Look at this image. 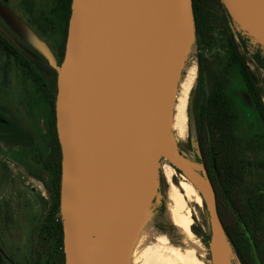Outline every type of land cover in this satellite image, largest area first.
Returning <instances> with one entry per match:
<instances>
[{"label": "water", "instance_id": "95a60500", "mask_svg": "<svg viewBox=\"0 0 264 264\" xmlns=\"http://www.w3.org/2000/svg\"><path fill=\"white\" fill-rule=\"evenodd\" d=\"M177 1L72 0L55 104L65 264H129L157 182L161 144L206 198L212 263L223 243L231 245L207 170L196 171L166 138L183 50L174 25ZM222 2L264 38V0ZM187 14L195 23L192 0H184L179 21ZM0 17L56 68L52 48L6 1Z\"/></svg>", "mask_w": 264, "mask_h": 264}, {"label": "rangeland", "instance_id": "374dc122", "mask_svg": "<svg viewBox=\"0 0 264 264\" xmlns=\"http://www.w3.org/2000/svg\"><path fill=\"white\" fill-rule=\"evenodd\" d=\"M3 1L8 2L21 17L42 33L57 55L58 63L55 69L58 72L63 62V59H59L58 52L64 41L66 45L67 35L65 39L63 26L41 21L44 13L49 10L51 1L36 0L35 5L30 6L29 9L22 6L21 0ZM212 11L214 15V40L209 49L202 51L205 69L209 68L210 65L214 69H222L228 58V38L234 36L236 41L242 45L240 51L248 58V64L259 78V87L264 93V70L258 68L251 60L253 53L257 51L264 57V43L236 19L238 26H235L230 21L228 17L230 13L223 2L222 4H214ZM0 33L27 61L42 58L17 36L1 17ZM181 60L180 75L183 79L191 81V88L186 97V139L178 150L185 156L189 164L200 173L203 165L200 159L193 117L194 99L199 90L200 78L199 48L195 23H193V33L186 55ZM232 85H241L238 77L233 78ZM242 98L239 101L240 121L237 133L243 140L252 139L262 133V122L258 118L250 98L245 93L242 94ZM0 111L11 120L13 127L10 128H13V131L19 129L18 127L14 128L16 124L20 127V131H27L34 137H36L35 134H44L47 131L49 107L39 98L33 81L25 75L24 70L14 57L5 55L1 48ZM4 120L5 118H3ZM31 146L26 148L22 144H16L0 137V264H36L38 261L35 253L38 233L47 215L50 196L45 184L31 174V170L34 168L30 157ZM245 157L254 165H258L264 159V153H249ZM166 159L173 167L167 156ZM173 168L175 173L170 183L162 176L159 168L157 182L146 210L147 240L151 247L149 255L151 256L158 247H184L183 240L187 236L185 231L172 224L169 218V213L176 206L168 198L173 184L185 194V204L180 213L192 219L190 229L206 250V257L210 260L212 226L206 198L184 174L179 173L175 167ZM184 177H186L187 182L193 185L195 190L188 195L184 189L180 188V184L185 181ZM253 179V184L264 189V172L262 170H257ZM153 234L166 239L168 242L161 243ZM42 263L45 264V261L43 260ZM238 263L240 264L239 260ZM50 264L63 263L56 257Z\"/></svg>", "mask_w": 264, "mask_h": 264}, {"label": "trees", "instance_id": "16d2710c", "mask_svg": "<svg viewBox=\"0 0 264 264\" xmlns=\"http://www.w3.org/2000/svg\"><path fill=\"white\" fill-rule=\"evenodd\" d=\"M192 2L200 65L199 90L194 99L193 117L200 159L215 188L225 234L240 264H264V189L253 184L255 172H264V159L254 165L245 157L249 153H264V93L259 87V78L248 64V58L240 51L242 45L234 36L228 38V58L222 69H214L211 65L205 69L202 51L209 49L214 40L213 5L222 2ZM71 3L72 0H69L67 22L64 25L65 39ZM228 17L238 26L231 14ZM65 47L64 41L58 52L59 59L64 58ZM0 48L5 55L14 57L25 75L31 78L36 93L50 110L44 134H35L34 137L27 131H20L16 124L14 128L19 129L0 131V137L26 148L32 145L30 157L34 168L31 174L45 184L50 196L47 215L38 233L36 264H43V260L45 264H50L56 257L65 264L64 232L60 216L62 152L55 115L58 72L42 58L27 61L1 33ZM251 60L264 70V57L260 52L253 53ZM234 77L239 78L240 86L232 85ZM243 93L250 98L263 127L261 134L246 140L237 133L239 101L243 99ZM9 120V124L4 126L13 127ZM192 229L195 231L194 227Z\"/></svg>", "mask_w": 264, "mask_h": 264}, {"label": "bare ground", "instance_id": "6f19581e", "mask_svg": "<svg viewBox=\"0 0 264 264\" xmlns=\"http://www.w3.org/2000/svg\"><path fill=\"white\" fill-rule=\"evenodd\" d=\"M183 6L184 0H178L174 18V25L179 28L181 45L183 47L178 66L179 68L182 64L181 59L184 57V55H186L187 47L190 44L191 35L193 33V21L189 14H187L188 17H186L183 22L179 21ZM242 24L246 28L250 29L246 24ZM257 38L262 43H264V38L259 36H257ZM179 68L176 76V86L172 95L170 117L167 122L166 135L167 140L174 149L181 147L186 139V97L191 88V81L181 77ZM184 68L186 69V66H184ZM163 146L164 145L161 144L159 153V168L162 176L168 183H170L172 177L174 176L175 169L167 161ZM184 179L185 181L180 184V188L184 189L187 195L193 193L195 191L193 185L186 181V177H184ZM168 198L176 205L175 208L169 213V218L172 224L181 227L187 235L183 240L184 247H161L162 249L158 247L156 248V251H154L150 256L149 252L151 251V247L147 240L148 226L146 224L147 219L145 211L140 220L133 240L129 264H213L211 259H207L206 250L195 238V235L190 229L192 219L189 216H185L180 213V210L183 209L185 204V194L181 192L179 187L172 184ZM154 237L161 243L168 242L166 239L160 238L158 235H154ZM237 256L238 255L235 254L231 245L228 243H223L217 254V261L218 264H239Z\"/></svg>", "mask_w": 264, "mask_h": 264}, {"label": "flooded vegetation", "instance_id": "af4514ba", "mask_svg": "<svg viewBox=\"0 0 264 264\" xmlns=\"http://www.w3.org/2000/svg\"><path fill=\"white\" fill-rule=\"evenodd\" d=\"M1 1V0H0ZM3 1V0H2ZM51 1V6L49 8V10L44 13H42V20L43 23L45 22H51L53 24H56L58 26H63L64 28V25L65 23L67 22V14H68V4H69V0H50ZM8 3V2H7ZM21 3H22V6L26 9H29L30 6H34L35 3H36V0H21ZM9 4V3H8ZM10 5V4H9ZM11 9L13 11H15V13L21 17V15L10 5ZM27 24H29L34 30H36L38 32V34L40 36L43 37L42 33L35 29L31 24L30 22H28L27 20H25L23 17H21ZM45 39V38H44ZM45 41L47 42V40L45 39ZM48 43V42H47ZM49 44V43H48ZM50 46V45H49ZM51 47V46H50ZM53 50V49H52ZM56 55V54H55ZM57 56V55H56ZM1 112V116L3 118H5V120L3 122H0L3 126L0 128V131H13L11 130V128L8 126H4V125H7L9 124L8 123V120L9 118L2 112ZM10 121V120H9Z\"/></svg>", "mask_w": 264, "mask_h": 264}]
</instances>
